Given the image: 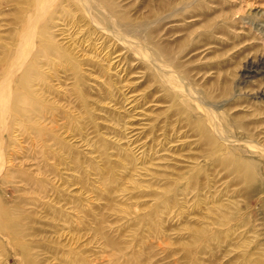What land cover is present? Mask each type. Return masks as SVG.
I'll return each mask as SVG.
<instances>
[{
	"label": "rangeland",
	"instance_id": "374dc122",
	"mask_svg": "<svg viewBox=\"0 0 264 264\" xmlns=\"http://www.w3.org/2000/svg\"><path fill=\"white\" fill-rule=\"evenodd\" d=\"M93 1L0 0V264H264V0Z\"/></svg>",
	"mask_w": 264,
	"mask_h": 264
},
{
	"label": "bare ground",
	"instance_id": "6f19581e",
	"mask_svg": "<svg viewBox=\"0 0 264 264\" xmlns=\"http://www.w3.org/2000/svg\"><path fill=\"white\" fill-rule=\"evenodd\" d=\"M41 1L42 0H35V4L36 5H39V4H41ZM82 7H84V9H85V11L86 10H88V11H90L91 9H95V11L97 12L98 10H97V8L94 6L95 4H94V1L93 0H76ZM96 1V0H95ZM98 3V2H97ZM98 5V4H97ZM94 6V7H93ZM100 6V5H99ZM38 8V7H37ZM34 10H35V8H33ZM100 10V9H99ZM42 11V10H41ZM38 12V11H37ZM35 13H36V11H35ZM34 14V13H33ZM39 14V13H38ZM31 16H32V13H31ZM30 16V17H31ZM36 16V15H35ZM41 16V15H40ZM38 18V17H37ZM31 20V19H30ZM33 20V19H32ZM35 20H36V18H35ZM38 20V19H37ZM33 22V21H32ZM29 23H31V22H29ZM29 25V24H28ZM27 25V30H26V32L28 31V32H30L31 31V29H32V26L30 25V26H28ZM38 25V24H37ZM36 25V26H37ZM108 27L107 28H111V22H108ZM33 26H34V24H33ZM118 27V26H117ZM35 28V27H34ZM119 28V27H118ZM129 30V29H128ZM131 30V29H130ZM36 31V30H35ZM130 32V31H129ZM30 34V33H29ZM27 35V34H26ZM31 35V34H30ZM124 35V34H123ZM123 35H122V37H123ZM120 36V35H119ZM25 37H27V39L25 40V41H27V40H29V36L27 35V36H25ZM33 41V40H32ZM24 42V41H23ZM21 43H19V45H20ZM23 44V43H22ZM26 45V44H25ZM29 45H30V43H29ZM130 46H133V44L132 45H130ZM134 46H135V44H134ZM24 47V46H23ZM28 47V46H27ZM30 47V46H29ZM133 48V47H132ZM31 50V49H30ZM18 51V50H17ZM32 51V50H31ZM21 53V52H20ZM143 53V52H142ZM22 55H24V54H22ZM18 61V60H17ZM13 62V61H12ZM14 62H15V59H14ZM13 62V63H14ZM12 70V69H11ZM166 75H168V74H166ZM168 77H169V75H168ZM169 79V78H168ZM173 79V78H172ZM173 81V80H172ZM18 82V81H17ZM15 83V85H18V83ZM170 82V81H169ZM12 84V83H11ZM181 86V85H180ZM182 90H185V89H183V87H182ZM184 92V91H183ZM186 92V91H185ZM184 92V93H185ZM190 92V91H189ZM1 94H3V92H0ZM16 93V92H15ZM186 93H188V92H186ZM4 96H5V94H3ZM14 92L13 93H11V97L13 96L14 97ZM185 95V94H184ZM12 97V98H13ZM1 98V97H0ZM4 98V97H3ZM1 99L0 100V112L2 111L3 112V110H4V99ZM193 98V97H192ZM195 99V98H194ZM6 100V99H5ZM191 101V100H190ZM194 102V101H193ZM192 102V103H193ZM199 104V103H198ZM198 104H196V105H198ZM8 108H10L9 106H8ZM1 115V114H0ZM0 124H1V119H0ZM216 127V126H215ZM213 128V127H212ZM1 224V223H0Z\"/></svg>",
	"mask_w": 264,
	"mask_h": 264
}]
</instances>
